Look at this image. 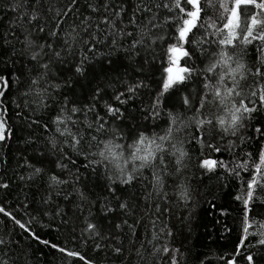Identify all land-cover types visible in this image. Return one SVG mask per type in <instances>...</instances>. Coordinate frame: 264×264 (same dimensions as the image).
I'll use <instances>...</instances> for the list:
<instances>
[{
    "label": "snow or ice",
    "instance_id": "6c2138e0",
    "mask_svg": "<svg viewBox=\"0 0 264 264\" xmlns=\"http://www.w3.org/2000/svg\"><path fill=\"white\" fill-rule=\"evenodd\" d=\"M0 11V264H38L30 242L56 264H189L168 218L188 224L211 195L192 187L193 160L204 179L240 182L226 264H264V0H0ZM254 121L259 147L237 160ZM44 217L80 247L42 239ZM144 217L151 238L136 247Z\"/></svg>",
    "mask_w": 264,
    "mask_h": 264
},
{
    "label": "trees",
    "instance_id": "16d2710c",
    "mask_svg": "<svg viewBox=\"0 0 264 264\" xmlns=\"http://www.w3.org/2000/svg\"><path fill=\"white\" fill-rule=\"evenodd\" d=\"M212 15L213 19H219L218 11H210L208 13ZM9 14H5L3 11H0V26L6 24ZM199 35V33H197ZM255 45L249 46V54L255 51ZM158 54L160 50L158 49ZM254 59V58H253ZM167 57L165 56L160 63L166 64ZM183 65V59L180 61ZM161 76V69L157 66L155 69V76L153 82L155 83L159 80ZM258 120L261 124H264V115L258 117ZM256 122L254 121L251 127H248L244 132L241 133L242 136L252 137V139L246 140L244 144H241L239 140L236 141L239 146L236 151V159L239 160L241 152H254L259 147V135L254 131L256 127ZM193 148L196 149L198 153V146L193 144ZM207 149H205V155H208ZM195 155V153H194ZM212 158L214 159H229V153L225 152L223 157H220L219 154L211 153ZM0 171V175H2ZM190 175H193V184L194 189L204 191L205 186H207L211 192V195L204 197H196L198 205L193 208V215L188 224H185L184 216L187 213L184 212H174L173 215L169 216L168 223L169 226L173 228V231L176 233L175 239L173 241L174 246L180 247L181 251H184L186 248L191 249V256L189 257V264H199L200 260L204 261V264H226L227 258L231 256L234 252L235 245L238 243V235L240 222L235 219L239 213L237 208L239 207V202H234L233 197L238 194L240 190V182L232 178H226L223 182L218 184L217 177L220 175L219 172L216 175L209 174L208 179H204L201 175L200 169L195 165V160H193L192 165L190 166ZM243 178L248 179L246 173H241ZM96 182V177L92 178ZM203 179V185L199 182ZM15 197V189L13 188L12 194L8 196L10 201H13ZM215 197V203L217 209L224 208L227 209V216H220L218 210L211 209L207 203H203L204 200H211ZM13 209H15L16 204L13 203ZM23 211V210H21ZM19 218V216H18ZM3 219V217H0ZM219 221V223H217ZM131 222V220H130ZM41 223L51 227L40 228L38 225H35L34 228L39 232L42 239H49L54 243H59L61 246L65 244L68 248L77 247L79 248V241H73L71 235L67 230H61V225L59 220H49V218L44 217L41 220ZM138 232L136 236V247L140 246L141 241H144L145 238H151V218L144 217L143 222L137 226ZM229 228L230 231L225 232L224 228ZM190 228V231H189ZM19 229H16V232L19 233ZM32 248H38L41 251L37 253L39 256L38 264H56V261L59 258V254L54 250L45 248L43 245H40L36 242H30ZM86 252L87 258H96L95 254L92 252L91 248L84 250ZM224 257V260L220 258ZM136 257L132 256L129 264H135ZM68 264H82L78 259H73L68 261ZM238 264H243V260L240 259Z\"/></svg>",
    "mask_w": 264,
    "mask_h": 264
}]
</instances>
